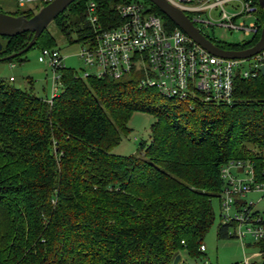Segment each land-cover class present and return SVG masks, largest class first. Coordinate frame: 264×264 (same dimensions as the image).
<instances>
[{"label": "trees", "instance_id": "1", "mask_svg": "<svg viewBox=\"0 0 264 264\" xmlns=\"http://www.w3.org/2000/svg\"><path fill=\"white\" fill-rule=\"evenodd\" d=\"M90 1L108 29L122 22L117 6L133 0H76L51 23L69 44L93 40ZM46 4L9 14L31 18ZM33 37H1L0 56ZM258 40L215 43L239 50ZM57 46L47 28L32 48ZM61 75L51 101L0 78V264H173L178 254L206 255L201 246L215 220L213 199L226 185L224 166L250 160L256 181H264V75L237 76L231 104L166 97L140 87L138 69L120 79L83 78L68 68ZM135 112L155 117L150 141L137 155L112 154ZM234 227L221 223L219 238L234 237ZM255 245L264 259V239Z\"/></svg>", "mask_w": 264, "mask_h": 264}, {"label": "built area", "instance_id": "2", "mask_svg": "<svg viewBox=\"0 0 264 264\" xmlns=\"http://www.w3.org/2000/svg\"><path fill=\"white\" fill-rule=\"evenodd\" d=\"M16 1L24 7L52 0ZM167 1L185 12L195 25L226 26L241 30L246 36L253 35L251 41L260 38L263 23L259 0ZM117 13L122 22L106 29L99 21L96 3L89 2L88 19L94 37L92 42L85 43L79 56L93 73L84 72L79 76L120 79L138 69L144 73L140 87L155 88L166 97L189 100L200 96L205 102L231 104L237 76L250 79L263 74L264 49L245 59L223 58L208 52L179 27L168 28L162 17L141 0L118 5ZM240 19H250V22L238 23ZM39 61L53 71V98L62 87L61 70L66 68L65 58L60 48H44ZM10 80L14 81V77ZM222 178L226 183L221 198L222 223H235L234 235L242 243L247 235L254 242L264 239V216L254 209V201L243 200L253 192L264 197V181H256L253 162L231 161L222 169ZM234 209L235 213H232ZM201 250H206L205 245ZM239 264H252V260L246 257Z\"/></svg>", "mask_w": 264, "mask_h": 264}, {"label": "rangeland", "instance_id": "3", "mask_svg": "<svg viewBox=\"0 0 264 264\" xmlns=\"http://www.w3.org/2000/svg\"><path fill=\"white\" fill-rule=\"evenodd\" d=\"M141 1L145 2V0ZM30 6H35V4ZM17 8H19V4L16 0H0V10L5 13H15ZM147 8H151L149 4H147ZM240 21L248 24L250 19H240L238 23ZM196 26L204 35L216 43L227 45L244 44L251 41L253 37V35H244L241 30H233L226 26H205L201 23H196ZM48 29L55 33L58 40L57 47L61 49L65 58L66 68L77 72L79 75H83L84 72L93 73V69L86 66L83 59L79 56L85 43L69 44L57 33L53 24ZM40 55L41 49L34 47L23 54V62H0V78L11 82L22 90H32L38 97L51 100L53 71L39 61ZM10 77H14L15 81H10ZM155 121V117L148 113H133L128 121L130 130L122 133L120 143L111 148V153L120 156L137 155L140 152V144L150 141L151 126ZM252 151L255 150L252 149ZM243 200L246 202L254 201V209L264 216V197L260 193H249ZM212 205L215 220L203 240V245L207 249L205 251L206 255L196 259L185 255L186 264H205L206 262H209V264H237L241 263L246 257H249L255 264H264V259L259 254L258 246L255 245L249 235L245 238L244 243L235 236L228 239L219 238L218 230L223 222L221 219V200L214 198ZM232 213H235V209ZM244 229L246 230V227ZM230 234H234L233 228L230 229Z\"/></svg>", "mask_w": 264, "mask_h": 264}, {"label": "water", "instance_id": "4", "mask_svg": "<svg viewBox=\"0 0 264 264\" xmlns=\"http://www.w3.org/2000/svg\"><path fill=\"white\" fill-rule=\"evenodd\" d=\"M75 1L76 0H52L41 7L31 18H28L27 15L16 16L0 10V52L3 50L1 37H14L26 32L34 33L32 41L23 50L9 56H0V62L15 59L28 52L35 45L36 39L40 37L50 24ZM148 1L155 5L192 40L211 54L229 59H245L254 56L264 49V22L260 38L253 47L244 50H226L217 46L211 39L204 35L185 12L173 6L167 0ZM259 3L264 10V0H259ZM262 73L264 75V68H262ZM182 262L183 256L182 254H178L173 264H180Z\"/></svg>", "mask_w": 264, "mask_h": 264}, {"label": "crops", "instance_id": "5", "mask_svg": "<svg viewBox=\"0 0 264 264\" xmlns=\"http://www.w3.org/2000/svg\"><path fill=\"white\" fill-rule=\"evenodd\" d=\"M11 78V77H10ZM14 81H15V79H14ZM207 250V249H206ZM260 254V253H259ZM184 259V258H183Z\"/></svg>", "mask_w": 264, "mask_h": 264}]
</instances>
